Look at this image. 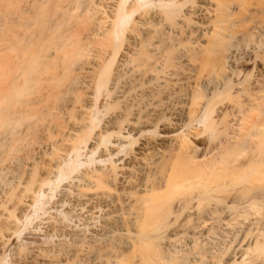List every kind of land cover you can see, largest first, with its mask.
<instances>
[{
  "label": "bare ground",
  "instance_id": "6f19581e",
  "mask_svg": "<svg viewBox=\"0 0 264 264\" xmlns=\"http://www.w3.org/2000/svg\"><path fill=\"white\" fill-rule=\"evenodd\" d=\"M254 29L264 0H0V264L85 243L92 264H180L160 245L224 211L243 234L202 225L211 263L264 264V55L254 78L237 62Z\"/></svg>",
  "mask_w": 264,
  "mask_h": 264
},
{
  "label": "rangeland",
  "instance_id": "374dc122",
  "mask_svg": "<svg viewBox=\"0 0 264 264\" xmlns=\"http://www.w3.org/2000/svg\"><path fill=\"white\" fill-rule=\"evenodd\" d=\"M255 30H256V31H255ZM252 32H253V33H252ZM252 32L249 31L248 33H245L244 35H247V34H248V35H247L248 37H247V36L245 37V36L243 35L244 37L241 38V39L239 40V42H238V45H239V43L242 45V46L239 45V47H238V48H239V49H238V53L241 52L242 55L244 54V55L242 56V58L239 57V56H241V54H240V55L238 54V55H239V56H238L239 58H237V62H238V59H239V62H241L240 64H239V62H238V64L240 65V66H239V65H238V66H239V67H242L241 70H242V69L245 70V71L242 70V74H244L243 72H245V74H246V72H251V71H252V73H250L249 75H247V76H248V79H249L250 77L254 78L255 73L258 72V71H257V70H258V66L254 65V64H253V66H252L251 64H246V63H248V62H246L247 59H249L250 57H251V58L254 57V56H253L254 53L260 55V57L257 55V56L259 57V59H262V56L264 55V38H263V37H264V36H263L264 33H262V35L260 36L261 33H260V32L258 33V30H257V29L252 30ZM255 32H257V33H255ZM253 35H254V36H253ZM258 39H259V40H258ZM241 41H242V42H241ZM260 42H261V43H260ZM254 47H255V48H254ZM260 49H261V50H260ZM251 50H252V51H251ZM258 52H260V53H258ZM251 55H252V56H251ZM246 56H247V57H246ZM255 56H256V55H255ZM244 58H245V59H244ZM241 59H242V60H241ZM243 61H244V62H243ZM243 63L246 64V67H245V64H243ZM242 64H243V66H242ZM254 66H255V69L252 70V67L254 68ZM243 67H244V68H243ZM256 67H257V68H256ZM246 68L248 69V71H246V70H247ZM250 68H251V69H250ZM250 70H251V71H250ZM255 70H256V71H255ZM263 180H264V179H263ZM259 182H260V183H259ZM259 182H258V183L260 184L259 187H260V189H261L262 187H264V181H262V179H260ZM262 183H263V184H262ZM261 185H262V187H261ZM259 187H258V188H259ZM258 188H257V189H258ZM261 191H262V192H261ZM263 191H264V188L261 189L260 191H258V192H259L258 195H260V194L262 195V196L260 195V198H261V199H264V192H263ZM258 192H257V193H258ZM66 198H67V197H66ZM69 198H71V197H69ZM260 198H259V199H260ZM261 199H260V200H261ZM65 200H66V199H65ZM67 200H68V198H67ZM67 200H66V202H67ZM71 201H72V200H71ZM71 201L69 200L68 203L71 202ZM261 203H264V201L261 200ZM263 205H264V204H263ZM59 212L62 213V211H59ZM224 212H225V211H224ZM224 212H222V213L224 214ZM222 213L220 214L221 216H219V218H217L218 220H217V219H214V220H213V219H208L209 221L211 220L209 224H208V221H207V220H204V222H205L204 224L202 223L203 220H201V221L199 220L200 223L197 221L198 223H195V224H194V220H193L192 223H191L193 226H192L191 224H189L191 227L188 226V228H185V229H187V231H183L184 234H182V233L180 232V233H181L180 235L184 236V238H183L182 236H179V235H178V237H177V236L175 237L176 240H177V238L179 239V240H177V242L175 241V243H173V242H174V239H173V240L170 239L171 242L169 241V242H167V244H166V242L164 241L165 243L163 242L162 245H160V255H161L162 257H167L168 254L171 255V253H172V252L174 251V249H175V251H174V253H173L172 255H173L174 257H175V255L178 257V256H180V255L182 254V252L180 253V251H179V248H180V250H181V251L183 250V252H184L182 256L185 257V256L189 255L188 257H190L191 262H192L193 264H198L199 262H200L199 264H201V262H202V261H200L201 256H202V257H203V256L207 257L208 260L206 261L207 263L205 262L206 264H212L211 262H213V261L215 260V259H214V260L211 259V257H213V256L215 255V254H213L212 250H213V251H216V252H219V250H221L223 247L220 248V249H218V248L221 247V246L226 245L227 242L233 241L232 243H234L235 240H233L232 236L235 235V233L238 231V229H239L240 231H238L237 234L239 233L240 235L238 236V235L236 234V235H237V238H236V235H235V236H234V239L236 238V241H237L238 239H241V238H240V237L242 236V235H241V232H242V234H243V231H241V228H238L237 225H236V226H235V225L233 226V224L231 225V223L228 224V223H229V222H228L229 218L226 216V215L228 214L227 211H226V215H225V214H224V215H225L228 219H227L225 216H223ZM46 214H47V213H45V216H46ZM249 215L251 216V214H249ZM252 215H253V214H252ZM246 216H247V215H241V216L239 217V220H249V219H250V216H249V217H248V216L246 217ZM254 216H257V215H253L252 218H251L250 220H254V219H255V220H259V219H260V220H264V219H262L263 217H261V216H260V217L258 216V217H256V218H255ZM221 217H223V218H221ZM242 217H243L244 219H242ZM220 218H221V220H220ZM240 218H241V219H240ZM253 218H254V219H253ZM225 219H226V220H225ZM215 220H216V221H215ZM222 220H224V221H222ZM213 221H214V222H213ZM195 222H196V221H195ZM220 222H221V223H220ZM226 222H227V225H228V226L225 224ZM55 223H56V222H55ZM206 223H207V225H206ZM56 224H58V225H57V226H56V225L54 226V224H53V227H55V228L52 229V228H53V227H52V228H51L52 231L50 230V228L48 229V227H50V225H47L48 227L46 226L47 229H46L45 227H44V228L42 227V228H41V231L44 232V230L46 229L45 231L49 230V231H51L53 234H55V231H56V230H58L59 232L61 231L60 233H62V234H60V233L58 232L59 235H60V238H59V235H58V234H57V235H56V234H55V235H52L51 232H49V231L47 232V233H49V234L51 233V235H52L51 237H52V238H54L55 236H57L59 239H61V238H62L61 235H63L64 232L68 231V229H70V227L68 228V227L66 226V228H65V227H63L64 225H63V226L61 225V226L63 227V229H62L61 226L59 225V223H56ZM199 224H200V225H199ZM212 224H213V225H212ZM221 224H222V225H221ZM69 225H70V224H68V226H69ZM194 225H195L196 227H195ZM197 225H198V226H197ZM202 225H203V227L206 225V226H205L206 229H207V227L210 228L211 225H212V226H215V225L217 226V225H218V226H217V227H218L217 231L219 230V232H220L219 234H220V236L222 235V236H221L222 238L219 236L220 239H221V240H220V239L218 238V236H217L216 239H217L218 243H219V241H220V244H222L221 246H220L218 243L215 244V242H217L216 240H215V242L213 243L214 238H215V235H212L214 238L211 236L213 239L210 237L212 242H210V238L207 239V238L210 236L209 234H210L211 232L208 234L209 236L206 235V236H208V237H206L205 239L203 238V237H205V236H203V235H204L205 233H208L209 231H208V232H205V230H206V229H204L205 227L201 230ZM223 225H224L223 228H225V229L222 228ZM225 225H226V226H225ZM229 225H231V226L229 227ZM44 226H45V225H44ZM59 226H60V227H59ZM70 226H71V227H72V226L74 227V224H73V225H70ZM75 226H77V225H75ZM100 226H102V225H100ZM199 226H201V227H199ZM212 226H211V227H212ZM73 227H72V228H73ZM79 227H81V226L79 225ZM79 227H78V228H79ZM97 227L99 228V226H97ZM97 227H96V228H97ZM105 227H106V226L104 225V228H105ZM185 227H186V226H185ZM193 227L196 228V229H193V230H192ZM220 227H221V228H220ZM228 227H229L230 229H229ZM231 227H232V228L236 227V228H235L236 231L234 230V231H235V232H234V231L232 230ZM56 228H57V229H56ZM58 228H59V229L61 228V229L59 230ZM64 228H65V229H64ZM72 228L70 229V231H71V232H74V231H75V233H69V232L67 233V232H66L67 234H66V233H65V234H66V235L69 234V236H70V234H76L77 231H78V233H81V232H82L81 234H83V232H85L84 229H82V231L80 230L81 232H79L78 228H75V227H74L77 231H76L75 229L73 230ZM82 228H83V227H82ZM98 228H97L98 231H99V229H101V231H99V232H101V234H102V232H103L104 234H106V235H108V236L110 235V234H109V233H110L109 231H111V230H110L109 227H108L109 229L107 228V229L109 230V231H108V232H109L108 234L106 233L107 231H105V232L103 231L104 229H103L102 227L99 228V229H98ZM183 228H184V227H183ZM198 228H199V229H198ZM55 229H56V230H55ZM66 229H67V230H66ZM80 229H81V228H80ZM105 229H106V228H105ZM185 229H183V230H185ZM188 229H189V230H188ZM197 229H198L199 232H196V233H195V234L197 235V236H196V235L194 234V232H195ZM228 229H229V231H233V232H234V235L232 234L233 232H231V235H232V236H231V235H230V232L228 231ZM53 230H54V231H53ZM200 230H201V231H200ZM222 230H223V231H222ZM224 230H225V231H224ZM62 231H64V232H62ZM95 231H96V230H95ZM188 231H189L190 233H189ZM206 231H207V230H206ZM56 232H57V231H56ZM99 232H98V233H99ZM200 232H201V233H204V234H201ZM224 232H225V233H224ZM226 232H227V234H226ZM44 233H45V232H44ZM47 233H46V234H47ZM78 233H77L76 235H79ZM93 233H94V235H95V234H97V231H96V232L93 231ZM93 233H92V235H93ZM222 233L224 234V236H223ZM65 234H64V236H65ZM85 234H86V232L84 233V235H85ZM87 234H89V233H87ZM99 234H100V233H99ZM99 234H97L99 237L104 238V236H105L106 239L109 238L108 236H107V237H108V238H107L106 235H104V234H103L104 236H103V235L101 236V234H100V235H99ZM191 234H193V235H191ZM199 234L202 235V238H200L201 244L196 243L197 241H199L198 238L201 236V235H199ZM76 235H74V236L71 235L72 238L69 237L68 239L71 238V239L73 240V238H74V241H75V239H76V238L78 239V237L80 236V235H79V236H76ZM84 235H83V236H84ZM112 235H113V234H112ZM112 235H111V236H112ZM187 235H188V236H187ZM189 235H190V236H189ZM198 235H199V236H198ZM217 235H218V232H217ZM226 235H227V236H226ZM53 236H54V237H53ZM64 236H63V237H64ZM75 236H76V237H75ZM111 236H110V237H111ZM185 236H186V237H185ZM194 236L197 237V238H195ZM228 236H231V237H229V238H230V241H228V240H229V239L227 238ZM57 237H56V239H57ZM67 237H68V236H66V237L63 238V239L65 240V246H66V244H67L66 241L68 240ZM81 237H82V235L80 236V238H81ZM85 237H86V236H84V238H85ZM99 237H97V238L94 237V238H95V240H96V239H98ZM188 237H189V238H188ZM191 237H192V240H190ZM225 237H226L227 239H226ZM238 237H239V238H238ZM65 238H66L67 240H66ZM82 238H83V237H82ZM91 238H92V237H91ZM91 238H90L91 241H90V240H87L88 238L85 239V240H87V242L90 241V243H91V242H92V243H96V242H93V240H92V239H94V238H92V239H91ZM105 238H104V239H105ZM173 238H174V237H173ZM181 238H182V239H181ZM193 238H194V239H193ZM231 238H232V239H231ZM56 239H55V240H56ZM71 239H70V240H71ZM77 239H76V243L79 242V244H81V243H85V242H86V241L81 242L82 239L79 240V241H77ZM106 239H105V242H103V244L106 243ZM186 239H188V241H187ZM16 240H17V239H16ZM16 240H15V241H16ZM70 240L67 241V242L71 243L72 241L70 242ZM83 240H84V239H83ZM101 240H103V239H101ZM101 240H100V241H101ZM108 240H109V239H108ZM108 240H107V241H108ZM180 240H181V241H180ZM182 240H185V241L183 242ZM189 240H190V241H189ZM193 240L196 241L195 244H196V247H197V248H200V249H201L202 247H204V246L207 245L205 248H202V249H205V250L207 251V252H206L207 254L205 253V250H202L201 253H197V252H200L201 250H199V249H197L196 247L193 246V245H195V244H193V243H194ZM203 240H204V241H203ZM206 240H208V241H206ZM224 240H225L226 242H225ZM74 241H73V244H74V245L72 244V247L75 246ZM96 241L99 242V240H96ZM178 241L181 242V245L178 244V243H179ZM191 241H192V244L190 245V242H191ZM200 241H199V242H200ZM222 241H223V243H222ZM182 242H183V243H182ZM187 242H188V243H187ZM204 242H206L207 244L204 243ZM238 242H240V240H238ZM238 242H235L234 244H236V243H238ZM69 243H68V244H69ZM92 243H91V244H92ZM99 243H100V242H99ZM99 243H98V245H99ZM101 243H102V241H101ZM101 243H100V244H101ZM168 243H169V244H168ZM171 243L173 244V246H172ZM184 243H185L186 245H185ZM203 243H204V245H202ZM209 243H210L211 245H208ZM232 243H231V244H232ZM56 244L58 245L57 242H56ZM103 244H102V245H103ZM165 244H166V245H165ZM170 244H171V245H170ZM187 244H188V245H187ZM83 245H84V246H83ZM83 245H81L80 247L83 246L82 249H83V250H86V249H84L86 243L83 244ZM88 245H89V244H88ZM93 245H94V244H93ZM164 245H165V246H164ZM169 245H170V246H169ZM175 245H178L179 247H176ZM183 245H184V246H183ZM198 245L201 246V247H199ZM214 245H218L219 247H218V246L216 247V246H214ZM228 245H229V243H228ZM67 246H68V247H67ZM67 246H66V249H69L68 251H67V250L65 249V247H64V249L67 251V255H68V257H67V255H66V257L70 259V256H71L72 254H75V253H77L76 256L78 257L79 252H74V250L71 251L70 249H74V247H73V248H69L70 244L67 245ZM76 246H77V248L79 247L78 244H76ZM76 246H75V247H76ZM94 246H95V245H94ZM96 246H97V245H96ZM96 246H95V247H96ZM167 246H168V247H167ZM189 246H190V247H189ZM209 246H210V247H211V246H214V247H212V250H211V248H210ZM80 247H79V248H80ZM87 247H88V248H87ZM87 247H86V248H87L89 251H90V249H91V250L93 249V248H89V247H91L90 245L87 246ZM169 247H170V248H169ZM171 247H172L173 249H172ZM183 247H185V248H183ZM208 247L210 248V250H211L210 252H211V253L209 252ZM226 247H227V246H226ZM168 248H169V250L171 249L169 252H168ZM176 248H178V249H176ZM181 248H182V249H181ZM190 248H196L197 250L190 249ZM161 249H162V250L164 249V250L162 251ZM166 249H167V250H166ZM186 249H187V250H186ZM189 249H190V252H189ZM217 249H218V251H217ZM78 250H79V249H77L76 251H78ZM80 250H81V248H80ZM83 250H81V251H83ZM172 250H173V251H172ZM177 250H178L179 252H176ZM198 250H199V251H198ZM69 251H71V252H69ZM81 251H80V255H81V257H80L79 259H77V258L75 257V259H74V260H76V259L79 260V262L74 261V262H76V263H78V264H79V263H80V264H83L84 262H86V260L89 261V259H87V258L90 257V255H91V252H89V251H83V252H81ZM165 251H166V252H165ZM191 251H192V252H191ZM194 251H195V252H194ZM64 252H65V251H64ZM84 252H86V253L89 252L90 255H88L89 253H87V254L85 255ZM162 252H164L165 256H164V254H163ZM170 252H171V253H170ZM187 252H188V254L186 255ZM216 252H214V253H216ZM65 253H66V252H65ZM68 253H72V254H70V256H69ZM81 253H84V254H81ZM177 253H180V254L177 255ZM193 253H194V254H193ZM195 253H197V254H195ZM61 254H64V253H61ZM174 254H175V255H174ZM200 254H201V255H200ZM203 254H204V255H203ZM217 254H218V253H217ZM30 255H31V254H30ZM30 255H28V256H29V257L33 256V255L30 256ZM57 255L60 256V254H57ZM57 255H54V257L57 256ZM80 255H79V256H80ZM192 255H193V256H192ZM195 255H196V256L198 255V257H196ZM209 255L211 256L210 259L208 258ZM44 256H45V258L43 257L44 259H42V257L39 256V257H41L40 260L42 259V261H43V260L46 261L45 259H47V258H46L47 256H46V255H44ZM49 256H50V255H48V257H49ZM63 256H64V255H62V257H63ZM74 256H75V255H72L71 257H74ZM82 256H83V257H86V259L84 258L85 260H83V263L80 262V261L82 260V259H81ZM87 256H88V257H87ZM182 256L178 257V258L176 259V261H180V264H182V263H183V264H186L188 261H187V262L185 261V262H186V263H185L184 260H185V259L188 260L189 258H188V257H187V258H186V257L183 258ZM39 257H37V256L35 255V256L29 258L30 260H29V259H28V260H29V261H34V258H39ZM51 257L53 258L52 255H51L49 258L51 259ZM62 257H59V258L62 259ZM66 257H63V259H66ZM91 257H92L91 259H93L94 256H91ZM181 257H182L183 261H182ZM192 257H193V258H192ZM195 257H196V259H195ZM215 257H216V255H215ZM25 258H26V257H25ZM27 258H28V257H27ZM27 258H26V259H27ZM32 258H33V259H32ZM56 258H58V256L55 257V258H53V259L55 260ZM59 258L56 259V260H59ZM197 258H198V259H197ZM26 259H25V260H26ZM31 259H32V260H31ZM63 259H62V261H63ZM80 259H81V260H80ZM179 259H181V260H179ZM202 259H203V258H202ZM36 260H37V259H36ZM36 260H35V261H36ZM72 260H73V259H72ZM72 260L70 259L69 262H72ZM196 260H198V261H196ZM205 260H206V259H205ZM209 260H211V261H209ZM47 261H52V259H51V260H47ZM64 261L68 262V260H64ZM90 261L93 262L94 259H93V260H90ZM90 261H89V262H90ZM176 261H175V262H176ZM74 262H73V263H74ZM89 262H88V263H89ZM91 262H90L89 264H92ZM191 262H190V260H189V264H191ZM209 262H210V263H209ZM73 263H71V264H73ZM88 263H84V264H88ZM177 263L179 264V262H177ZM202 263H203V262H202ZM205 263H203V264H205ZM175 264H176V263H175Z\"/></svg>",
  "mask_w": 264,
  "mask_h": 264
}]
</instances>
